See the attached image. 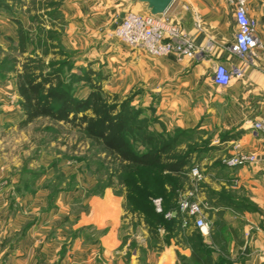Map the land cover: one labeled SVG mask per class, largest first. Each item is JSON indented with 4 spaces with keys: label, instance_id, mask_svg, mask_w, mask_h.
Segmentation results:
<instances>
[{
    "label": "crops",
    "instance_id": "crops-1",
    "mask_svg": "<svg viewBox=\"0 0 264 264\" xmlns=\"http://www.w3.org/2000/svg\"><path fill=\"white\" fill-rule=\"evenodd\" d=\"M61 6L68 36L126 64L133 79L159 94L165 119L227 131L218 154L199 165L202 179H194L192 198L208 204L209 229L202 232L193 218L186 224L183 214L176 227H152L111 189L91 196L66 181L60 187L51 159L28 163L0 137V264H264V0L247 2L261 44L252 60L230 50L237 25L228 0H175L164 14L198 45L211 44L195 58L153 57L113 36L129 11L149 14L144 3L62 0ZM220 63L238 64L242 76L227 87L215 84ZM238 154L255 160L225 171L213 165Z\"/></svg>",
    "mask_w": 264,
    "mask_h": 264
},
{
    "label": "rangeland",
    "instance_id": "rangeland-1",
    "mask_svg": "<svg viewBox=\"0 0 264 264\" xmlns=\"http://www.w3.org/2000/svg\"><path fill=\"white\" fill-rule=\"evenodd\" d=\"M61 2L0 0L1 140L10 151H20L28 163L41 155L51 159L60 187L66 181L68 188L91 196L103 195L111 189L122 197L128 212L138 214L146 223L153 221L155 215H148V210L140 206L150 204L145 194L151 192L152 199L161 195L150 190L152 180L163 184L162 179L152 178L148 170L126 172L102 144L87 134L84 125L47 115L31 121L15 115L13 112L20 110L26 114L18 87L23 76L31 73L41 80L45 75H59L54 83L61 81L75 98L82 100L99 91L116 111L130 112L136 127L130 135L131 142L140 151L147 149L148 137L165 142L173 139L176 152L191 155L183 180L185 197L195 194L193 169L200 172L199 165L218 154L227 131L184 128L165 119L159 94L133 79L126 64L112 61L96 45L84 46L68 36ZM229 158L224 155L214 160L213 165L225 171Z\"/></svg>",
    "mask_w": 264,
    "mask_h": 264
},
{
    "label": "trees",
    "instance_id": "trees-1",
    "mask_svg": "<svg viewBox=\"0 0 264 264\" xmlns=\"http://www.w3.org/2000/svg\"><path fill=\"white\" fill-rule=\"evenodd\" d=\"M57 78L59 75L49 74L39 80L38 75L27 73L20 80L18 87L24 98L26 120L47 115L84 125L87 134L102 144L126 172L135 173L142 169L148 170L152 178L160 177L163 184L152 180L153 189L150 191L161 195L152 199L151 192L145 194L150 206L140 207L148 210V215H155L154 220L148 222L150 226L172 224L176 227L180 222L183 180L191 163V155L176 152L173 139L165 142L148 137L147 149H136L130 138L136 128L130 112L116 111L114 105L104 101L99 91L91 92L85 100L77 99L61 81L54 83ZM89 110L91 113L87 112ZM156 198H161L162 211L156 209ZM168 212L173 213L169 219L166 217ZM193 247L195 253L196 246L193 244Z\"/></svg>",
    "mask_w": 264,
    "mask_h": 264
},
{
    "label": "built area",
    "instance_id": "built-area-1",
    "mask_svg": "<svg viewBox=\"0 0 264 264\" xmlns=\"http://www.w3.org/2000/svg\"><path fill=\"white\" fill-rule=\"evenodd\" d=\"M248 0H228V4L234 12L237 31L235 41L230 46L233 54L242 60H252L255 48L261 47L256 36L257 20L250 16L247 11ZM124 45L131 48H141L153 57L176 56L177 58H195L208 50L211 44L198 45L192 38L185 35L179 24L171 18L161 15L153 16L129 11L113 32ZM243 69L238 64L227 66L220 63L215 67L213 80L215 84L227 87L234 79L240 78ZM256 128H262V122L254 124ZM255 156L248 154H238L229 158V165H237L245 161H254ZM194 176L202 179V175L197 168L193 169ZM192 194L182 197L180 201V213L185 216V223L188 224L190 218L195 225L204 233L208 232L209 223L204 218V208L208 204H202L191 198ZM156 209L162 211L161 198L154 199ZM173 216L168 212L166 217Z\"/></svg>",
    "mask_w": 264,
    "mask_h": 264
},
{
    "label": "water",
    "instance_id": "water-1",
    "mask_svg": "<svg viewBox=\"0 0 264 264\" xmlns=\"http://www.w3.org/2000/svg\"><path fill=\"white\" fill-rule=\"evenodd\" d=\"M131 3L141 2L146 4L147 11L150 15L161 16L166 13L170 5L175 0H130Z\"/></svg>",
    "mask_w": 264,
    "mask_h": 264
}]
</instances>
